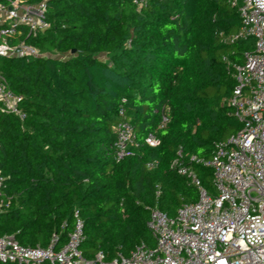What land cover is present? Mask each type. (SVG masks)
<instances>
[{
    "label": "trees",
    "instance_id": "1",
    "mask_svg": "<svg viewBox=\"0 0 264 264\" xmlns=\"http://www.w3.org/2000/svg\"><path fill=\"white\" fill-rule=\"evenodd\" d=\"M21 1H45L49 27L36 36L22 28L16 36L44 56L0 55V76L24 115L0 109V236L30 247L55 238L58 250L77 213L87 258L98 250L112 258L137 244L153 247L150 208L173 216L181 202L197 200L196 189L171 167L177 151L182 160L208 157L241 128L225 99L234 85L231 65L242 62L253 40H221L241 24L237 6ZM166 108L169 121L159 127ZM120 117L132 125L135 143L116 161L113 126ZM149 134L156 146L145 141ZM192 166L212 193L211 169Z\"/></svg>",
    "mask_w": 264,
    "mask_h": 264
},
{
    "label": "built area",
    "instance_id": "2",
    "mask_svg": "<svg viewBox=\"0 0 264 264\" xmlns=\"http://www.w3.org/2000/svg\"><path fill=\"white\" fill-rule=\"evenodd\" d=\"M141 2V1H139ZM237 6L239 28L222 36L232 43L251 38L253 48L244 51L242 62L232 63L234 85L225 103L232 108L241 128L214 147L208 157L188 155L178 150L171 167L197 191L196 201H183L175 215L168 216L156 206L150 208L147 226L155 240L153 247L137 244L127 255L106 258L98 250L90 258L80 248L85 240L77 213L67 242L58 250L53 240L46 247L23 246L11 235L0 236V260L19 264H264V0H230ZM45 1L33 4L21 0L0 2V55L40 57L34 46L17 39L23 30L36 36L49 27ZM19 97L0 76V109L23 118ZM122 116V112L119 113ZM169 121L168 108L161 114L159 127ZM115 160L129 153L134 131L128 120L114 124ZM145 141H159L149 134ZM193 164L211 169V193L203 188ZM154 167V162L148 164ZM0 176V203L2 193ZM159 189L156 190V195Z\"/></svg>",
    "mask_w": 264,
    "mask_h": 264
},
{
    "label": "water",
    "instance_id": "3",
    "mask_svg": "<svg viewBox=\"0 0 264 264\" xmlns=\"http://www.w3.org/2000/svg\"><path fill=\"white\" fill-rule=\"evenodd\" d=\"M74 52H75V50H74V49H72V50H71V53H74Z\"/></svg>",
    "mask_w": 264,
    "mask_h": 264
}]
</instances>
